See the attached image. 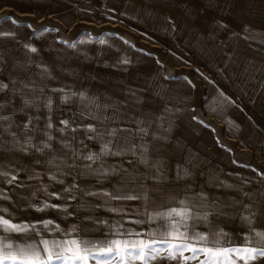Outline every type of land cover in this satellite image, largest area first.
Here are the masks:
<instances>
[{
	"label": "snow or ice",
	"instance_id": "1",
	"mask_svg": "<svg viewBox=\"0 0 264 264\" xmlns=\"http://www.w3.org/2000/svg\"><path fill=\"white\" fill-rule=\"evenodd\" d=\"M209 3L214 5L216 0ZM2 19L19 23L10 16ZM215 26L229 28L222 21ZM231 36L264 52V31L245 24ZM3 38L15 39L16 33L0 31ZM69 47L74 49L76 44ZM24 48L38 53L30 43ZM7 59L6 51L0 49V76L5 74ZM117 63L130 61L123 57ZM229 63L241 67L232 55L227 56L226 66ZM33 66L39 72L8 73L7 82L0 79V201L18 211L44 216L21 219L0 203V264L264 261V172L251 168L255 177L240 176L238 183H229L216 172L203 171V158L179 139H172L178 110L167 104L153 109L131 107L146 102L140 93L147 88L127 87L125 99L102 97L71 85L49 86L46 81L55 79L50 68L35 63L31 56L13 65L23 73ZM256 73L261 74L259 86L264 87V62L245 59L244 78L255 79ZM219 97L221 105L235 103L222 91ZM73 103L77 110L65 115L63 106ZM55 112L60 114L54 120ZM199 123L204 124L203 120ZM177 153L184 154L183 163L177 161L173 166L170 160ZM20 157L31 161L25 165ZM197 173L203 178L200 183ZM54 184L62 187L51 191ZM220 190L236 192L238 197L220 195ZM99 210L112 215L102 217ZM235 219L247 228L240 246L220 223ZM201 226L204 231L199 230Z\"/></svg>",
	"mask_w": 264,
	"mask_h": 264
},
{
	"label": "crops",
	"instance_id": "2",
	"mask_svg": "<svg viewBox=\"0 0 264 264\" xmlns=\"http://www.w3.org/2000/svg\"><path fill=\"white\" fill-rule=\"evenodd\" d=\"M73 1L0 0V31L16 33L15 39H0V49H4L8 55L7 63L3 65L5 74L0 76V79L7 82L8 73L16 76L39 72L35 66L28 69L27 73L13 67L14 61L24 62L28 56H31L35 63L47 64L50 68L55 79L47 80L46 83L51 87L71 85L76 90L87 89L89 94L96 93L102 97L118 99H122L121 89L123 87L152 89L151 92L142 95L146 101L143 105L149 106L146 109H153L154 106L167 104L173 110H178L175 111L173 117L175 126L172 139H179L187 148L203 158L205 161L201 165L203 171L216 172L221 179L229 183H238L240 176L255 177L256 173L252 172L251 168L264 172V87L259 86L261 74L256 73L255 79H245L241 74L245 59L264 62V52H257L253 48H249L243 39H239L237 42V38L231 36L233 31H242V26L245 24L257 31H264V0H240L238 2L216 0L214 5H210L207 0H173L176 1L177 17L172 22H169V17L158 16L153 8L146 11L150 14L145 12L140 18L136 12H129V16L124 12L122 15L134 19L131 21L137 26H143L161 34L159 49L154 48L153 44L159 40H154L152 34L146 32L141 33L136 42L121 38L116 29L110 28L106 29L113 32L106 31L105 33L103 30L104 33L101 32L96 37L93 36L95 34L89 33V29L85 28V26L91 25L88 5L81 4L78 9L85 16L81 18V32H75ZM110 6L123 7L124 5L117 0H112ZM188 9L192 10L190 14ZM111 10L114 11L112 8ZM5 16H10L19 23L13 24L10 19H2ZM101 21L106 22V19L98 17L97 23L101 24ZM216 21H222L229 28L227 30L219 29L215 26ZM29 24L30 28L27 27ZM44 29H56V31H44ZM126 31L133 38L134 32L138 34L137 32L141 30L137 27L135 30L130 28ZM101 39L106 43L100 44L99 40ZM125 40L129 43L126 44ZM80 41L84 42L80 43ZM142 42L145 43L147 51L138 47L144 44ZM29 43L37 47V54L26 51L24 44ZM70 44H76V47L70 48ZM228 55H232L233 60L241 67L236 68L230 63L226 66ZM204 56H208L206 58L211 60L214 71L220 73L225 81L210 83L207 88L210 89L211 96H206L201 100L202 85L196 81L189 84V80L185 79V74L186 71L197 72V69L200 72L198 67H200V59ZM123 57L130 61L129 64L123 65L124 67L117 63ZM191 63L195 68L188 70L187 67L192 66ZM171 73L179 75L177 80H173L171 88L165 82L160 85L155 79V74L160 78L162 75L163 79ZM34 78L39 80L38 77ZM159 88L163 90L160 91L161 95H154L153 90ZM105 89L113 90V94L106 92ZM221 91L235 103H225L222 105L224 107H218L221 105L219 103ZM257 94L260 96L254 103V113L256 114L250 120L258 122L259 125L257 132L254 131L251 134L237 127L235 122L245 119L247 111L245 106L249 109ZM58 96V93L55 94L54 99ZM19 103L20 101L17 100V104ZM197 103H205L208 106L216 105L217 110L213 120H222L225 128L202 127L204 124L199 123V119L194 120L193 117L199 116L192 115L190 111H187L185 105ZM76 110L75 103L63 106L65 115ZM59 114V112L54 113V120ZM208 117L203 119H208ZM186 124L189 127L194 125L201 128L193 129V133H186L184 128ZM203 131L204 133L201 134ZM237 133L241 137L239 147L248 148L250 146L247 144L252 143L251 150L255 151L254 158L245 152L240 153L241 151L228 141L234 138ZM222 136H225L226 140L218 139ZM93 147L98 148V145H93ZM171 147L169 145V150ZM227 149H231V151ZM183 156L184 154L181 153L172 156L171 165L174 166L177 161L183 163ZM20 159L25 165L31 161L30 157H20ZM233 160L236 161L235 164ZM241 165L250 167H241ZM229 173L233 175L229 176ZM20 178L24 179L23 173ZM202 180L203 178L197 173V183ZM68 182H71L70 178ZM89 183H93V181H89ZM252 186L255 187V184ZM61 187L62 185L54 184L50 190L58 191ZM219 194L238 197V193L231 191L220 190ZM98 215L110 218L112 214L99 210ZM220 223L225 231L232 234L237 246L243 244V234L247 228L241 224L239 219L231 222L221 221ZM125 227L137 226L126 224ZM199 230L204 231L205 229L201 226ZM185 255H189V253H185ZM161 264H176V262L164 261ZM190 264H196V262L191 261ZM239 264H243V262L241 261ZM258 264H264V261H260Z\"/></svg>",
	"mask_w": 264,
	"mask_h": 264
},
{
	"label": "rangeland",
	"instance_id": "3",
	"mask_svg": "<svg viewBox=\"0 0 264 264\" xmlns=\"http://www.w3.org/2000/svg\"><path fill=\"white\" fill-rule=\"evenodd\" d=\"M204 1V0H203ZM209 2V0H207ZM233 1H240V0H233ZM117 2H121L122 5H124L123 7H114V6H110L112 4V0H74L73 4L74 6L72 7V11L74 12V29L75 32H81L82 29H80L82 27V20L81 18L83 16H85L84 13H81L80 10V6L81 4L83 5H88L89 10H90V20H91V25L90 26H85V28L89 29V33L91 34H95L93 36H97L99 35L101 32H103V30L105 31H111L113 29L117 30V33L119 34V36L121 38H127L129 41H135L139 40V37L141 36V33H147V34H152L154 40H159V41H155L154 44V48L159 49L161 46L160 44V39L159 37H161L160 33H156L155 31H152L151 29H148L146 27L143 26H137L136 23H133L132 21L134 19H129L126 18L125 16H123L124 12L127 13L126 15L129 16V12H136L138 14V18H140L141 15H143L146 11L150 10L149 8H153V11L158 15V16H166V17H170L171 21L173 19L176 20L177 17V8H176V1L173 0H117ZM118 5H120V3H118ZM114 9V11H109L110 9ZM123 14V15H122ZM101 17L106 19V22L101 21V24L97 23V18ZM111 17V19L109 18ZM132 20V21H131ZM126 23V24H125ZM139 28L141 31L137 32L138 34H134L132 35L133 38H131L130 34L126 31L127 29L133 28L134 30L136 28ZM106 28H110L112 30L106 29ZM84 31H86L84 29ZM93 32V33H92ZM155 33V34H154ZM140 35V36H139ZM145 36V35H144ZM144 43V42H142ZM138 46V45H137ZM139 48L146 50V45L141 44L138 46ZM208 56H204L200 59V72H193V71H186L185 77L187 78V80L189 81H196L197 83H200L202 85V90H201V100H203L202 98H205L206 96H211L210 94V89L207 88V86H210V83H215V81L220 82V81H225V78L220 74L217 73L216 71H214V67L211 63V60H209V58H206ZM192 66L187 67L188 70H193L195 68L194 64L191 63ZM123 66V65H122ZM124 67V66H123ZM122 70H124V68H122ZM200 73H202L203 75H201ZM179 75L177 73H171L169 75H167L165 78L162 79V75L161 78L159 75L155 74V79L157 80V82H159V84L161 85L162 82H165L168 84V87L171 88V86H173V80H177V77ZM204 77H207L208 79L205 80ZM127 87H123L121 89V95H122V99H125L126 97L124 96V91ZM106 92H111V94H113V90H109V89H105ZM152 89H149L145 92H141V95H146L148 92H151ZM163 91L162 89H155L153 90V93L155 92H159ZM161 95V94H160ZM260 96V94H257L255 96V100L254 102L249 106V109L247 106H245V108L247 109L246 114H245V119H241V122H235L237 127L244 129V131L246 132H250L252 134V132L256 131L257 132V128H258V122L256 121H251L250 119L252 118V116L256 113L255 112V104L257 102V98ZM252 100V99H251ZM159 106V108H163L164 105H157ZM132 108L135 107H140L141 109H146V107H149L147 105H132ZM156 107V106H154ZM185 107L187 108V111H190L192 115H196L199 116L197 117V119L199 120H203L204 125H208L210 127H217V128H225V125L222 123V120H213L215 114H216V110H217V106L216 105H212V106H208V104L205 103H197V104H186ZM215 109L214 111L212 110ZM218 107H224L222 105H218ZM174 108H176V105H174ZM195 111V112H194ZM209 116V117H208ZM208 119H203V118H207ZM202 118V119H200ZM186 122V121H185ZM263 123V122H262ZM223 124V125H222ZM205 127V126H202ZM184 128L186 129V133H193V129H199L201 127H196L193 125V127H189L188 124H186L184 126ZM246 129V130H245ZM203 132H201V134H203ZM222 138L224 140H226L225 136L219 137L218 139ZM241 140L240 134L237 133V135H235L234 138L228 140L230 141V143H232L234 145V147H236L239 151H241L240 153H246L248 155H250L252 158H254L255 155V151L251 150L252 148V143H249L247 145H249L250 147L248 148H244L242 149V147H239V142ZM5 187H7L5 185ZM17 191H22L21 189H17ZM25 192H27L26 190H23ZM15 198V197H14ZM0 203H3L4 206L9 207V209L11 211H14L17 215L18 218L21 219H28V218H40L41 216H44L43 213H34V212H23V211H18L15 208L12 207V205H10L7 201H0ZM71 210V209H70ZM72 221L69 220L68 223L70 224Z\"/></svg>",
	"mask_w": 264,
	"mask_h": 264
}]
</instances>
